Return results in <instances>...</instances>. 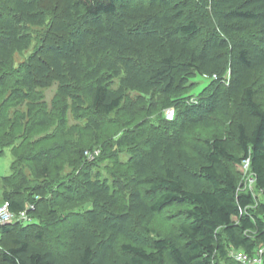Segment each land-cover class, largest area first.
Wrapping results in <instances>:
<instances>
[{
  "label": "trees",
  "instance_id": "obj_1",
  "mask_svg": "<svg viewBox=\"0 0 264 264\" xmlns=\"http://www.w3.org/2000/svg\"><path fill=\"white\" fill-rule=\"evenodd\" d=\"M256 70L264 0H0V153L12 155L0 204L30 217L0 225V264H221L228 248L254 256L264 199L240 178L248 159L264 196ZM196 75L209 83L188 95ZM54 84L47 112L40 89ZM108 149L114 172L102 176L94 163ZM173 206L184 221L161 237L150 222ZM59 226L63 238L49 243Z\"/></svg>",
  "mask_w": 264,
  "mask_h": 264
},
{
  "label": "rangeland",
  "instance_id": "obj_2",
  "mask_svg": "<svg viewBox=\"0 0 264 264\" xmlns=\"http://www.w3.org/2000/svg\"><path fill=\"white\" fill-rule=\"evenodd\" d=\"M45 32V28H36L35 30V37L37 36L39 40H33L31 47L28 50H25L21 53H16L14 56V64L15 67L18 66L20 63L24 62L28 56H30L36 47L39 46L40 44V40L41 35ZM192 82L195 83V85L190 89L188 95H192V96H196L208 83H209V78L207 77H203L200 75H196L191 79ZM249 82H253L254 83V87L255 89L257 88V98H260L264 101V94H261L262 91V85L264 82V73L261 70H256L253 73H251L250 75V79ZM56 85H51L49 87H45L40 89L41 95H42V99L45 100L46 105H45V109L48 111H50L53 107V100H54V94H55V89H56ZM23 106H21L19 108V110H23ZM26 109V108H25ZM12 110H9V113L11 115ZM233 110H235L233 108ZM72 113L68 112V121H70L71 124L75 123V119L74 117L71 115ZM230 126H228L227 124L223 126V128L221 129L223 135L227 138L229 136L228 134V130ZM53 128V126H51L48 129V133L50 132V130ZM43 132V130H42ZM40 132V133H42ZM39 132H36V136H38L39 134H37ZM198 133H200L201 137H204L206 135H214V131L212 129L209 130H199ZM32 136L35 137V133H31ZM87 137L85 138L86 140V150L84 151V154L86 155V153H91L92 158L94 159L97 155H99V148L95 147L92 150L87 149L89 146L92 145V141H90V136L86 135ZM110 149V148H109ZM106 150L105 152V158L104 159H100L101 161L99 162H95L94 163V168L96 170H98L102 176L109 174L113 169L110 170V168L107 166L108 163V156H111L110 154V150ZM130 152L128 150H124L122 152H120V159L122 161H126L130 154ZM87 156V155H86ZM91 156H87L88 159H90L89 157ZM102 156V155H101ZM12 160V155H11V151H10V147H7L4 149V151L2 153H0V176H5L7 174H9L10 172V162ZM89 161V160H88ZM242 168L244 169V167L242 166ZM122 171H124V173L127 171V168H120ZM70 170V168H67V171ZM114 172V171H112ZM240 185L243 189L245 190H250L253 194L256 195V199L257 200H261L264 199L261 193H256L255 189H254V184L252 181V177L250 175V172L248 170H245V172L242 174L241 178H240ZM1 205V204H0ZM183 208L178 207V206H173V207H169L167 209H165L163 212H161L160 214H157L154 216V218L152 219V221L150 222V226L155 230V233L161 237L163 236H168L171 234H174L179 225L184 221L183 215L180 214L181 210ZM60 227V226H59ZM62 231V234H60V232ZM54 235L58 238H49V243L54 244V242H60L62 235H63V228L60 227V230H56L54 232ZM262 247V245L260 246ZM259 247V248H260ZM259 248L256 250V253L258 252ZM227 257L223 258L221 260V264H235L234 263V258L232 256V254L234 253L235 249L232 248H228L227 249ZM238 251V250H237ZM251 257V256H250ZM263 259V256H262ZM239 263V262H238Z\"/></svg>",
  "mask_w": 264,
  "mask_h": 264
},
{
  "label": "built area",
  "instance_id": "obj_3",
  "mask_svg": "<svg viewBox=\"0 0 264 264\" xmlns=\"http://www.w3.org/2000/svg\"><path fill=\"white\" fill-rule=\"evenodd\" d=\"M212 78H216L215 75L212 76ZM165 118L168 120L173 119L174 117V109L173 108H167L164 111ZM87 156H91V153H86ZM90 159L92 158L89 157ZM242 166L244 167L245 170L249 168V160L246 159L242 162ZM252 181H254L252 179ZM28 208H33L32 205L28 206ZM30 217L28 215V212L26 209H23L17 213L12 212L9 209V202L4 201L0 205V225L1 224H6V223H12L14 221H20V222H26L29 221ZM264 254V243L262 247L259 248L257 254L254 256L250 257L246 253H244L241 250H235L234 253L232 254L233 258L235 261L239 262L240 264H261L262 263V256Z\"/></svg>",
  "mask_w": 264,
  "mask_h": 264
}]
</instances>
